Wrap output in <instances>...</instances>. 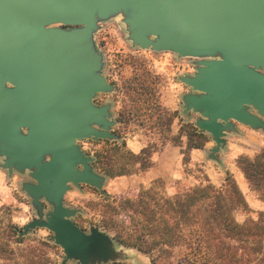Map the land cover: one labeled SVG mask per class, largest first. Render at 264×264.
I'll return each instance as SVG.
<instances>
[{"label":"water","instance_id":"water-1","mask_svg":"<svg viewBox=\"0 0 264 264\" xmlns=\"http://www.w3.org/2000/svg\"><path fill=\"white\" fill-rule=\"evenodd\" d=\"M117 15L134 45L199 58L180 77L191 88L182 99L215 142L210 159L222 164L217 154L237 123L264 130V0H0V165L30 171L35 182L23 189L39 217L20 235L49 229L64 263L131 254L100 227L83 230L65 204L72 186L103 191L108 180L79 142L119 138L112 104L95 103L114 86L94 35Z\"/></svg>","mask_w":264,"mask_h":264},{"label":"rangeland","instance_id":"rangeland-1","mask_svg":"<svg viewBox=\"0 0 264 264\" xmlns=\"http://www.w3.org/2000/svg\"><path fill=\"white\" fill-rule=\"evenodd\" d=\"M122 19L121 15H117L100 22L99 29L94 35L96 45L104 56L103 74L108 82L114 86L112 91L98 94L95 98V103L98 105L112 104V118L116 120L112 131L119 138L98 141L85 139L79 142L85 153L94 157L96 170L102 174L105 173L96 165L97 155L109 148L106 140L120 141L122 139V136L118 134L119 132L127 136V145L128 140L135 136L144 137L147 140V145H149L161 143L162 140H165L167 136L173 133L168 130L167 125L158 123L159 115L168 116L167 113L161 114V110L158 109L159 105L162 104L163 95L174 101L177 107L174 110L165 106L169 111L176 112L177 117L172 124V131L173 126L174 129H178L179 131L181 126L189 122L196 125V119L199 117L198 114L192 112L190 114L184 113L182 97L184 94L190 92L191 88L180 79L181 76L193 75L196 72V61L199 58L179 57L171 51L157 52L134 45L128 37V31ZM132 86L144 88H141L138 93L133 91L128 92ZM135 95L139 97V103L133 102ZM121 110H124L128 116L124 115V121L119 123L118 117ZM208 136L209 141L205 147L211 151V147L215 146V142L210 134ZM248 139L239 140L237 150L242 149L246 151L243 154L255 156L264 147V143L260 146V143L254 137H248ZM128 148L130 149L129 146ZM179 148L181 151L182 148ZM210 151H207L208 154ZM175 156L176 158L178 156L179 158L181 157L178 167L182 170V176L165 181V188L171 195L199 181L200 172L197 170V164L203 166V169L216 186L224 184L227 172H230L237 182L239 181L236 172L220 167L218 161L209 157H207L208 160L205 163L192 160L190 164L185 166L182 152L175 155L172 153L170 158ZM217 156L219 157V153ZM225 160L223 162L231 167L234 161L237 165V158L233 160L226 157ZM1 163L2 158L0 157ZM233 169L236 168L234 167ZM107 177V184L103 187V191L89 185H83L81 188L72 186L65 196V204L70 208L78 210L73 220L83 230L89 232L90 227L96 225L113 237L111 232L101 226L103 220L110 217L111 213H113H110L108 210V204L113 202L115 196L124 195L133 190L131 189V185H135V181L120 180L114 188H111V182L116 181L118 178L109 177L108 175ZM132 179H135V176H132ZM242 179V186L246 188L243 192L251 209L249 213L238 212L236 214L240 222H243L248 216L257 218L259 212L264 211V201L260 199L256 191L250 189L244 177ZM25 182H35L30 175V171L20 172L13 170L10 172L0 165V264H29L28 259L32 255V250H35L36 254L42 256L45 262L46 258H49V264H80L76 260H68L64 263L65 253L61 246L57 245L52 239L53 233L47 228H37L27 235H20V232L27 223L39 217L32 198L23 189ZM151 184H141L139 187L150 186ZM238 184L241 185V181ZM45 205L44 213L46 214L52 210V206L46 203ZM115 217L119 220L125 218L123 213L117 214ZM20 237L24 238L20 239ZM41 240L49 242V246L38 242ZM130 251L131 254L127 259L111 261L106 264L117 262L125 264H152L150 258L139 250ZM186 252L185 247H177L174 251V263L191 264L186 256Z\"/></svg>","mask_w":264,"mask_h":264},{"label":"trees","instance_id":"trees-1","mask_svg":"<svg viewBox=\"0 0 264 264\" xmlns=\"http://www.w3.org/2000/svg\"><path fill=\"white\" fill-rule=\"evenodd\" d=\"M141 88L132 86L128 92L138 93ZM139 100L136 95L133 97L134 103ZM158 109L161 114H168L167 117L159 115L158 123L167 125L173 132L176 112L162 104ZM124 115L128 116L121 110L119 123L124 121ZM118 134L122 139L106 140L109 148L97 155V167L109 177L146 172L155 164L154 153L167 143L182 148L183 163L187 166L192 161L191 150L203 149L209 141L207 133L189 122L181 126L177 134L172 133L161 143L149 144L135 153L128 148L127 136ZM237 165L250 189L264 201V147L255 156L241 154ZM197 170L199 181L172 195L167 192L165 181L157 178L150 186L115 196L108 204V210L113 213L101 226L120 244L148 256L152 264H175L173 257L177 247H185L191 264H264V211H260L257 218L248 216L243 222L238 221L236 214L249 213L251 208L236 178L227 172L224 184L216 186L201 164H197ZM120 213L124 214V219H116L115 215ZM38 242L49 246L47 241ZM32 251L29 264H49V258L45 262Z\"/></svg>","mask_w":264,"mask_h":264},{"label":"crops","instance_id":"crops-1","mask_svg":"<svg viewBox=\"0 0 264 264\" xmlns=\"http://www.w3.org/2000/svg\"><path fill=\"white\" fill-rule=\"evenodd\" d=\"M162 104L163 106H166L167 108H171L174 110L177 108L175 102L164 95L162 98ZM176 132H178V129H174V126H173V133H176ZM247 136L250 138L254 137L260 143V146L261 144L264 143V130L253 129L249 126L237 123V129L235 131H230L226 134L227 143L225 147L221 149L219 152V157L222 160V164H220V167L230 169L232 172L237 173L236 176H237V179L239 178L238 180L241 181L240 186L242 190L246 189L242 186V182H243L242 177H244V174L242 173L240 168L235 164V161L232 164L233 165L232 167L223 161L226 159V157H229L234 160L239 155L246 152L245 150L243 151L242 149L237 150V148L239 147L238 145L239 140H249ZM186 140H187L186 137H184L185 142ZM147 144H148L147 140L141 136H135L128 140V146L135 153L141 152V150L144 147H146ZM207 151H210V149L207 150L206 147L203 149H199V148L192 149L191 150L192 160L195 162H200V163L207 162L208 160ZM180 152L181 151H180L179 146H175L171 143H167L159 152L154 153L152 158L155 164L153 167H151L149 170H147L144 173L133 174L129 178L128 176L117 177L118 179L116 181L111 182L110 184L111 188L112 187L114 188L117 185V183L120 182V180H126L128 182L135 181V185H131V189L134 190L138 188L141 184L152 183L157 178H162L164 181H167V180L175 179L177 177L178 178L181 177L182 170L178 167V162L180 161L181 157L179 158L178 156L176 158L175 156L173 158H170V155L172 153L175 155L176 153L180 154ZM234 167L236 169H233ZM132 176H135V179H132ZM244 179L246 180L245 177ZM125 248H127L128 252H130L129 250H137L135 248L133 249L132 247H128V246H125Z\"/></svg>","mask_w":264,"mask_h":264},{"label":"flooded vegetation","instance_id":"flooded-vegetation-1","mask_svg":"<svg viewBox=\"0 0 264 264\" xmlns=\"http://www.w3.org/2000/svg\"><path fill=\"white\" fill-rule=\"evenodd\" d=\"M187 65H189V64L187 63Z\"/></svg>","mask_w":264,"mask_h":264}]
</instances>
